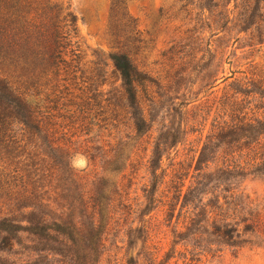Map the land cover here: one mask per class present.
<instances>
[{"label":"rangeland","instance_id":"374dc122","mask_svg":"<svg viewBox=\"0 0 264 264\" xmlns=\"http://www.w3.org/2000/svg\"><path fill=\"white\" fill-rule=\"evenodd\" d=\"M52 1L77 17L68 64L32 73L0 59V76L47 117L46 132L23 137L15 153L0 150V221L27 224L25 217L42 209L40 216L64 213L87 227L99 189V264H264V175L250 168L264 158V137L248 145L214 139L196 170L219 125L236 116L264 119V0ZM257 5L262 16L251 18ZM115 52L146 76L136 83L152 124L146 134L130 118ZM174 129L179 142L162 144L154 192L150 159L160 135ZM237 164L246 165L241 176ZM189 187L198 189L185 205ZM203 196L213 203L219 196L221 208L209 223L193 225ZM245 216L254 231H245ZM213 219L235 225L239 243L212 234Z\"/></svg>","mask_w":264,"mask_h":264},{"label":"trees","instance_id":"16d2710c","mask_svg":"<svg viewBox=\"0 0 264 264\" xmlns=\"http://www.w3.org/2000/svg\"><path fill=\"white\" fill-rule=\"evenodd\" d=\"M259 7L257 5L253 9L251 18L262 16V13H256ZM76 23L77 17L72 11L63 13L59 3L52 0H0V59L22 65L32 73L37 70L46 73L47 68L57 73L61 64L65 66L68 64L64 56L67 55L66 49L71 45L69 36L71 30L76 31ZM110 57L121 75L134 128L138 134H146L151 130L152 124L143 115L136 88V83H141L146 76L142 77L126 53L115 52ZM46 119L47 117L40 109L32 106L31 101L27 99V93L20 92L6 78L0 76V150L9 147L8 152L11 149V152L15 153L21 146L23 137L46 132ZM179 137L178 130H167L160 135L159 141L155 144L150 159V169L155 179L152 186L154 192L158 186L156 171L161 166L162 154L160 156L159 154L162 144L174 146L179 142ZM263 137L264 119H246L236 116V119L219 125L217 132L208 137L200 150L196 170L201 169L200 166L207 161L214 139H217L220 144L228 145L240 143L243 140V143L248 145L252 143L249 142L250 140L256 142ZM13 156L17 157L19 154ZM235 167L240 170L236 176L244 174L246 165L237 164ZM250 168L254 173L264 175V158L261 157L260 162L251 164ZM228 170L230 169L222 170V172L226 174ZM231 176L234 175L231 174ZM222 178L219 177L218 180ZM197 189L198 187L188 188L183 197L185 205L193 202ZM94 192L97 193L90 197L94 211L87 227L82 226V223L78 226V222L64 217V213L56 218L48 217L51 216L47 215L48 213L40 216L38 211L42 213V209L32 210L30 215L25 217L27 224L16 223V219L9 217L3 218L0 221V232L3 233L0 238V251L7 252L9 255L24 256V259L0 256V264H99L104 230L101 224L96 223L95 208L100 205L97 195L99 189ZM180 192L179 196L182 195V191ZM217 197L216 203L212 200L204 202V196L199 199V203L195 205V210L199 208V212L192 218L193 225L211 221L210 213L215 211L214 208H221L218 205L219 196ZM241 222L245 223V231H254L255 225L251 217L245 216ZM212 226L214 229L211 233L228 245L239 243L237 238L240 237V233L232 223L219 224L213 219ZM20 233H27V237H31L33 243L25 245L20 240L18 235ZM15 243L20 245L19 250H14Z\"/></svg>","mask_w":264,"mask_h":264}]
</instances>
